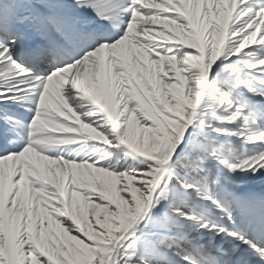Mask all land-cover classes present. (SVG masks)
<instances>
[{
  "label": "snow or ice",
  "instance_id": "snow-or-ice-1",
  "mask_svg": "<svg viewBox=\"0 0 264 264\" xmlns=\"http://www.w3.org/2000/svg\"><path fill=\"white\" fill-rule=\"evenodd\" d=\"M0 264H264V0H0Z\"/></svg>",
  "mask_w": 264,
  "mask_h": 264
}]
</instances>
